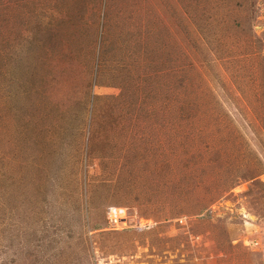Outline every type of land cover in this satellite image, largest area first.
Segmentation results:
<instances>
[{"label":"rangeland","instance_id":"1","mask_svg":"<svg viewBox=\"0 0 264 264\" xmlns=\"http://www.w3.org/2000/svg\"><path fill=\"white\" fill-rule=\"evenodd\" d=\"M0 264H264V0H0Z\"/></svg>","mask_w":264,"mask_h":264},{"label":"built area","instance_id":"2","mask_svg":"<svg viewBox=\"0 0 264 264\" xmlns=\"http://www.w3.org/2000/svg\"><path fill=\"white\" fill-rule=\"evenodd\" d=\"M110 221H115L116 222V219H114V217H113V220L111 219Z\"/></svg>","mask_w":264,"mask_h":264}]
</instances>
